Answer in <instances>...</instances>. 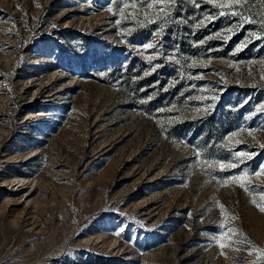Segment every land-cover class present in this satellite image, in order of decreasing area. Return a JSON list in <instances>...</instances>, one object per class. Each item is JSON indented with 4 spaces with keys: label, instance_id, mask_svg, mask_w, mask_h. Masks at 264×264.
Returning <instances> with one entry per match:
<instances>
[{
    "label": "rangeland",
    "instance_id": "374dc122",
    "mask_svg": "<svg viewBox=\"0 0 264 264\" xmlns=\"http://www.w3.org/2000/svg\"><path fill=\"white\" fill-rule=\"evenodd\" d=\"M216 2L0 0V264H264V0Z\"/></svg>",
    "mask_w": 264,
    "mask_h": 264
},
{
    "label": "snow or ice",
    "instance_id": "6c2138e0",
    "mask_svg": "<svg viewBox=\"0 0 264 264\" xmlns=\"http://www.w3.org/2000/svg\"><path fill=\"white\" fill-rule=\"evenodd\" d=\"M121 2L124 3L125 7H128L129 3H131V5L133 7H135L137 3H140L142 6L151 7L152 4L155 3V4L162 6V7L158 8L157 11L164 13L166 11V8L163 6L174 5L178 2V0H121ZM195 2L198 3V0H195ZM207 2L215 4V6H217L218 8H223V7L227 6L226 4L217 3L216 0H207ZM244 2H245V0H228V5H235L236 7H239V6H242L244 4ZM255 2H256V0H250V3H255ZM224 14H225L224 12H220V15H224ZM228 14L239 15L240 13L233 10ZM143 47L151 49L154 47V45L149 43L147 45H144ZM156 54L159 55V52L157 51ZM170 59H171V57H170ZM262 78H264V74H262ZM260 111L264 112V106L261 107ZM262 130H264V129H262ZM238 155L243 157V156H247V155H251V154H246V153L242 152V153H239ZM231 167H236V165L232 164ZM262 173H264V164H262L260 166V168L257 169L253 174L256 176H259ZM241 179H242V177H240V176L233 177V180H241ZM241 186H243V185H241ZM261 211H264V208H262ZM117 234H119V233H117Z\"/></svg>",
    "mask_w": 264,
    "mask_h": 264
}]
</instances>
